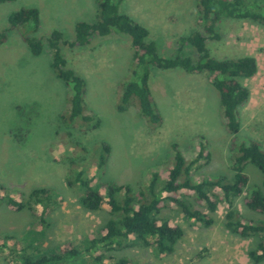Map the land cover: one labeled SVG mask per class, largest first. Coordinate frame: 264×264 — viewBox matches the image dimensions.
Segmentation results:
<instances>
[{
  "label": "rangeland",
  "instance_id": "rangeland-1",
  "mask_svg": "<svg viewBox=\"0 0 264 264\" xmlns=\"http://www.w3.org/2000/svg\"><path fill=\"white\" fill-rule=\"evenodd\" d=\"M97 2L14 0L0 3L3 31L9 29L11 13L37 9L40 26L31 35L43 45L42 53L32 56L20 29L9 30L7 41L0 46V186L24 196L35 188H47L59 197L57 208L46 216L43 235L38 216L0 205V240L5 236L20 240L32 228L29 240H35V233L40 238L44 236L42 248L45 249L78 245L88 235L100 231L111 216L107 209L92 212L78 203L76 187L67 184V178L76 170H83L87 178L94 177L101 183L128 184L138 195L148 186L154 170H164L172 163L171 145L176 144L187 161L197 158L200 147L204 149V157L192 167L194 180L232 175L233 136L225 130L218 93L206 75L152 68L149 86L162 116L161 125L154 129L134 105L118 111L122 85L130 79L131 68H135L133 50L125 34L115 33L99 39L92 36L90 43L83 47L61 46V54L70 69L85 81V110L99 124L95 130L82 132L86 124L79 119H68L67 87L51 68L52 52L47 37L57 30L65 39L73 41L77 21H97ZM249 3L247 8L256 10ZM259 6L257 11L264 15V3ZM120 9L149 30V37L162 57L193 56L190 48L178 51L177 39L195 30L206 37L207 47L216 59L253 56L258 72L250 79L241 80L250 95L239 109L240 135L264 148L263 26L248 20L223 19L218 23L221 38L213 41L202 30L197 0H125ZM103 145L109 147V153L103 171H99L98 163L105 155ZM246 173L249 186L261 187L258 169L249 166ZM247 197L245 189L240 197L234 198L233 207L245 218L262 219L261 215L247 210ZM189 200L194 207L208 213L193 199ZM227 207L226 203L218 204L211 215L215 223L209 227L185 221L172 207L164 208L160 216L183 231L171 255L158 256L150 247L137 245L106 255L125 257L132 264H254L248 252L259 239L241 238L226 230L221 222ZM38 214L37 208L35 215ZM0 264H9L1 253Z\"/></svg>",
  "mask_w": 264,
  "mask_h": 264
},
{
  "label": "trees",
  "instance_id": "trees-1",
  "mask_svg": "<svg viewBox=\"0 0 264 264\" xmlns=\"http://www.w3.org/2000/svg\"><path fill=\"white\" fill-rule=\"evenodd\" d=\"M14 0H0L8 2ZM125 0H98L97 21L89 23L77 21L74 25L73 41L53 30L47 37L51 49V68L55 76L67 87L69 102V120L79 119L86 128L95 130L99 120L86 112L84 97L86 84L84 79L73 69L61 54V46L67 48L83 47L90 43L92 36L104 38L115 33L129 37V46L133 50L130 79L122 85V95L118 111L123 112L134 105L140 115L152 129L162 123V116L154 102L150 90L152 68L168 71L179 69L189 74H204L211 87L218 93L219 108L223 125L227 133L233 136L231 172L232 175L204 177L194 180L192 167L198 159L204 157L200 147L197 158L187 161L176 144L171 145L173 161L164 170H154L149 184L138 195L128 184L113 182L101 183L94 177L87 178L83 170H76L67 178V184L76 187L78 203L86 210L98 212L107 209L111 218L103 228L88 235L78 245H59L43 249L45 237L33 235V229L17 240L5 236L0 240V253L9 264H132L125 257L115 258L106 255L132 246L150 247L158 256L171 255L176 243L181 239V227L172 225L160 216L164 208H174L185 221L200 223L209 227L215 223L211 216L219 203L228 205L222 220L223 227L241 238H258L256 246L248 252L252 263L264 261V148L256 141L240 135L239 109L249 99V90L241 82L250 79L258 72L257 61L253 56L235 59L214 58L206 44V37L200 31H193L177 39L178 51L187 47L191 55L178 54L165 58L159 55L156 43L150 39L149 30L122 12L120 5ZM252 5L256 10L247 8ZM264 0H197V13L202 30L211 40H219L218 23L223 19L248 20L264 27V15L258 12ZM8 30L0 29V46L7 41V32L22 29L21 37L32 56L42 53V41L34 37L40 26L39 11L35 8L21 9L8 17ZM195 55V56H194ZM202 146V144H201ZM105 155L101 156L98 170L103 171L109 147L103 145ZM206 154V158H208ZM253 166L262 176L261 187L249 186L246 168ZM248 190L245 206L248 211L261 215L262 219L245 218L233 207L234 198ZM58 198L47 188H35L29 194H14L0 186V205L14 211H28L38 216L40 234L47 226L46 216L58 206ZM189 199L203 206L208 213L196 208ZM39 209V214L35 212ZM29 242H24L28 241ZM37 241L35 244L34 242ZM41 241V242H40ZM40 242V243H39Z\"/></svg>",
  "mask_w": 264,
  "mask_h": 264
}]
</instances>
